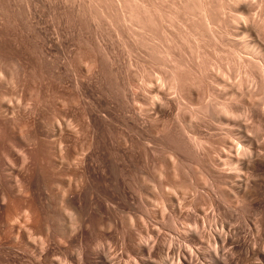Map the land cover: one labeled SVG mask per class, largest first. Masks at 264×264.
<instances>
[{
    "label": "rangeland",
    "instance_id": "obj_1",
    "mask_svg": "<svg viewBox=\"0 0 264 264\" xmlns=\"http://www.w3.org/2000/svg\"><path fill=\"white\" fill-rule=\"evenodd\" d=\"M179 247L264 264V0H0V264Z\"/></svg>",
    "mask_w": 264,
    "mask_h": 264
},
{
    "label": "bare ground",
    "instance_id": "obj_2",
    "mask_svg": "<svg viewBox=\"0 0 264 264\" xmlns=\"http://www.w3.org/2000/svg\"><path fill=\"white\" fill-rule=\"evenodd\" d=\"M146 243V242H145ZM143 244V243H142ZM148 244V243H147ZM145 246V244H143ZM143 245H141V247L143 248ZM151 246V245H150ZM148 248V247H147ZM177 252V259L173 261V264H192L195 263L194 259H193V255L189 254V251H186L185 249H183L182 247H179ZM107 253V252H106ZM105 253V254H106ZM104 254V253H103ZM105 257H107L108 260H110L111 258H108V255H105ZM103 256H100L103 264H114L111 263L112 260H110L111 262L109 263L108 260H106V258ZM100 262V261H99ZM114 262V261H113Z\"/></svg>",
    "mask_w": 264,
    "mask_h": 264
}]
</instances>
